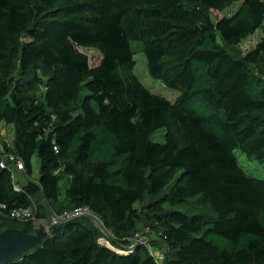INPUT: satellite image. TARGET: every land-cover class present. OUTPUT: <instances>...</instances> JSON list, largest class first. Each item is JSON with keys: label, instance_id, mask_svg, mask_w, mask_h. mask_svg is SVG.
<instances>
[{"label": "trees", "instance_id": "16d2710c", "mask_svg": "<svg viewBox=\"0 0 264 264\" xmlns=\"http://www.w3.org/2000/svg\"><path fill=\"white\" fill-rule=\"evenodd\" d=\"M263 26L264 0H0V124L15 128L0 231L37 229L16 208L88 207L122 248L156 236L117 253L84 216L11 264H159L152 245L167 264H264V179L236 155L264 163V36L241 47ZM135 41L175 101L135 74Z\"/></svg>", "mask_w": 264, "mask_h": 264}, {"label": "rangeland", "instance_id": "374dc122", "mask_svg": "<svg viewBox=\"0 0 264 264\" xmlns=\"http://www.w3.org/2000/svg\"><path fill=\"white\" fill-rule=\"evenodd\" d=\"M240 4H241V2L235 3L233 6L228 8L225 13L227 15H231L232 13H234L235 11L238 10ZM263 36H264V26L262 28L258 29L255 36L246 40L242 44L241 47H242L243 51H246L249 48H251ZM132 46L135 50V54H134V59L136 61V65L134 68L135 74L139 77V79L143 82V84L147 88H149L152 92L159 94V95L167 98L170 101H175L179 97V95L181 94V91L179 89L169 87V86L165 85L161 80L153 77L150 74V71L148 68L147 57L145 55V52L142 50L141 44L138 41H135L132 43ZM84 51L89 55L92 64H95L100 60V53L98 51L93 50V49H88V50H84ZM232 54L235 55L236 57H238L237 52L235 50L232 51ZM199 103H201V102L198 101V102L194 103L193 107L200 109ZM164 133H165V130L161 129L160 131H158L157 133H155L153 135V140L159 141V142L164 141ZM14 138H15L14 125L13 124H7V123H1L0 124V148H3L4 144H8V145L11 144L13 142ZM236 155L238 157L239 163L242 166H244L250 174L254 175L255 177L264 179V163L263 162H260L256 159H250L249 157L246 156L245 153H243L240 150H236ZM39 167H40L39 159H38V157H34V159H33V175H32V179H34V180H36L38 178ZM23 177H24L23 172L15 169V178L16 179H22ZM53 215L54 214L51 213L50 217L47 220L41 219V221H38V224L36 225L37 228L45 226L46 229H48L54 223L55 216H53ZM91 219L93 220V223L98 228H100L99 225L101 224V222L99 220L93 218V217H91ZM101 231H103V230L101 229ZM104 237L105 236L103 234V236L101 237L103 242L105 241V240H103ZM153 249L156 250L157 252H163L162 250H157L155 248H153ZM161 256H163V255L160 254V257ZM160 264H162L161 260H160Z\"/></svg>", "mask_w": 264, "mask_h": 264}, {"label": "built area", "instance_id": "2783aa9c", "mask_svg": "<svg viewBox=\"0 0 264 264\" xmlns=\"http://www.w3.org/2000/svg\"><path fill=\"white\" fill-rule=\"evenodd\" d=\"M7 162H13L15 163V165H17L18 169H24V163L23 161L19 158L16 157L15 155H7L2 159V165L7 167ZM8 168V167H7ZM13 177H14V173H13ZM4 205L0 204V216L2 215V211L1 209L4 208ZM8 216L10 218L13 219H17V220H23V221H27V220H33L35 221V225L38 224V221H41L39 219L36 218V207L33 208H16L11 210V212L8 214ZM84 216H88V217H93L97 220H99L101 222V224L99 225L100 230L102 229V233L104 234V242L102 241V239H100L101 244L108 247L109 249L117 252V253H125L128 251H132L134 250L137 246L139 245H143L146 244L148 245L149 241L148 239H146L144 236H139L137 235L134 239V243L127 247V248H122L120 246H118V242L116 241V238L112 235V233L108 230H106V228L104 227L102 221L95 216L88 207H80L74 210H70L68 212H65L62 215H55L54 218V223H61L62 221H68V220H72V219H76L79 217H84ZM150 253L156 258L157 262L160 264V260L162 261L163 264V259H164V252H157L156 250L153 249V247L150 246L149 248ZM160 254H162L163 256L160 257Z\"/></svg>", "mask_w": 264, "mask_h": 264}, {"label": "water", "instance_id": "95a60500", "mask_svg": "<svg viewBox=\"0 0 264 264\" xmlns=\"http://www.w3.org/2000/svg\"><path fill=\"white\" fill-rule=\"evenodd\" d=\"M52 224L48 229L45 226L37 228L33 233L26 234L19 228H9L0 231V264H11L36 246L50 234L56 226ZM164 264L168 262V254H164Z\"/></svg>", "mask_w": 264, "mask_h": 264}, {"label": "crops", "instance_id": "0c3cea01", "mask_svg": "<svg viewBox=\"0 0 264 264\" xmlns=\"http://www.w3.org/2000/svg\"><path fill=\"white\" fill-rule=\"evenodd\" d=\"M145 238L148 239V241L149 240L156 241V236L154 234H149V236L145 237ZM152 247L157 249V250H162L163 252H166L165 249L159 245H152Z\"/></svg>", "mask_w": 264, "mask_h": 264}]
</instances>
